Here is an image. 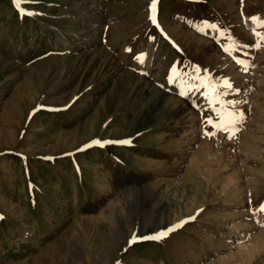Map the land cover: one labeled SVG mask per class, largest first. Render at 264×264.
<instances>
[{
	"label": "rangeland",
	"instance_id": "374dc122",
	"mask_svg": "<svg viewBox=\"0 0 264 264\" xmlns=\"http://www.w3.org/2000/svg\"><path fill=\"white\" fill-rule=\"evenodd\" d=\"M152 3L0 0V264H264V0Z\"/></svg>",
	"mask_w": 264,
	"mask_h": 264
},
{
	"label": "snow or ice",
	"instance_id": "6c2138e0",
	"mask_svg": "<svg viewBox=\"0 0 264 264\" xmlns=\"http://www.w3.org/2000/svg\"><path fill=\"white\" fill-rule=\"evenodd\" d=\"M28 2H30V0H14V4L18 8V10L20 11V14L22 16L23 15H32L33 14V13L28 12L26 9H24V8L21 7V4H26ZM155 3H156V0H153V3H152V7L153 8L155 7ZM150 18L153 20V23L156 22L154 17H150ZM250 19L253 22H256L258 20L257 17H251ZM261 24H264V21H261ZM210 27H215V25H210ZM256 35L259 37V39H258L257 44L256 45H253V46L258 48L260 46V41H264V34L256 33ZM234 47H235V45H234ZM245 47H248V46L245 45ZM225 50L228 51L227 48ZM136 58L137 59H140V57H136ZM237 63L244 64V62L241 61V60H237ZM244 70L247 71V66H245V69ZM222 87H224L225 89H227L229 91L233 90L232 84L230 82H228L227 80H225L223 82ZM235 91H239V90L236 89ZM227 94H228V91L220 92L217 89V90H213V95L212 96H208L207 98L209 99V103L210 104L213 103V99L214 98H215V102L219 103V102H221L220 97H222L224 95H227ZM228 103L235 104V103H238V102L228 101ZM206 122L208 124L212 125L213 127H218V128L223 129L225 131H228L230 128L233 129V130L235 129V125L238 123V120L235 117H233L232 119L226 120V121H224V122H222V123H220L218 125V124H216V123L213 122V120L211 119V117H209ZM231 138H232V136L229 135V139H231ZM96 143H99V142H96ZM105 143H109V142H105ZM124 143H127V142H124ZM259 211H264V205H261ZM174 230H175L174 228H169V229H167L165 231H162L160 233H157L155 236L137 237V236L134 235L132 237V239L129 241V243H132V242H134L137 239H145V240H147V239H156V240H160V239H163L166 235H168L170 232H172Z\"/></svg>",
	"mask_w": 264,
	"mask_h": 264
}]
</instances>
